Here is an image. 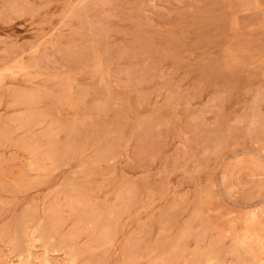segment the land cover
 Masks as SVG:
<instances>
[{
	"label": "rangeland",
	"instance_id": "obj_1",
	"mask_svg": "<svg viewBox=\"0 0 264 264\" xmlns=\"http://www.w3.org/2000/svg\"><path fill=\"white\" fill-rule=\"evenodd\" d=\"M0 264H264V0H0Z\"/></svg>",
	"mask_w": 264,
	"mask_h": 264
},
{
	"label": "bare ground",
	"instance_id": "obj_2",
	"mask_svg": "<svg viewBox=\"0 0 264 264\" xmlns=\"http://www.w3.org/2000/svg\"><path fill=\"white\" fill-rule=\"evenodd\" d=\"M35 232H37V231H35ZM33 239L38 240L39 242H42V246L44 247L45 251H47V247H48V245H50L49 244L50 242L48 241V238H47V235L45 234V232H39L38 235H35V237L33 236ZM28 255H29V253H28Z\"/></svg>",
	"mask_w": 264,
	"mask_h": 264
},
{
	"label": "crops",
	"instance_id": "obj_3",
	"mask_svg": "<svg viewBox=\"0 0 264 264\" xmlns=\"http://www.w3.org/2000/svg\"><path fill=\"white\" fill-rule=\"evenodd\" d=\"M232 171V169H229V174H230V172ZM227 176H228V172H227V170H223L222 171V173H221V181H226V179H227ZM259 206H256V207H252V208H248V209H253V208H258Z\"/></svg>",
	"mask_w": 264,
	"mask_h": 264
}]
</instances>
